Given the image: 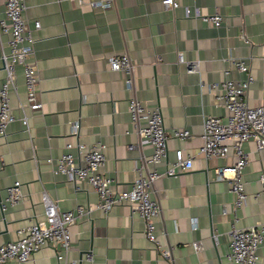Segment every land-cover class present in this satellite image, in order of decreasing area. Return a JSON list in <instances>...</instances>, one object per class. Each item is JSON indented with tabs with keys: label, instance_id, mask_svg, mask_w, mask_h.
<instances>
[{
	"label": "crops",
	"instance_id": "0c3cea01",
	"mask_svg": "<svg viewBox=\"0 0 264 264\" xmlns=\"http://www.w3.org/2000/svg\"><path fill=\"white\" fill-rule=\"evenodd\" d=\"M25 1L29 26L35 19L40 21L31 59L39 72L42 108L27 109L29 132L15 120L0 136V203L6 187L16 180L23 194L18 204L0 211V244L15 239L17 229L44 217L45 194L59 209L76 205L90 209L89 217L69 227V262L90 264L82 257L91 251L98 264H225L234 227H264L259 181L264 173V148L258 149L253 141L242 145L249 156L243 169L247 196L238 209L228 182L214 178V169L232 165L235 156L230 152L225 158L205 157L198 149L204 117L224 119L226 115L211 85L247 75L230 67L228 59L244 60L253 77L248 103H264V0H176V8L164 7L162 0H114L107 9L92 8L88 0ZM186 8L191 11L188 16ZM195 11L218 13L222 22L213 26L194 15ZM6 39V35L0 37V57L1 47L7 50ZM120 53L131 59V88L125 84L126 73L108 65V57ZM187 61L195 64L193 71H188ZM3 76L0 58V85ZM8 95L13 112L20 115L18 103L26 98L21 65L16 67L15 86ZM132 96L148 109L158 107L162 115L168 134L167 157L155 168L163 173L178 148L193 157L190 169H178L152 183L151 197L160 209L156 233L162 247L169 250V259L162 258L144 236L143 221L126 204L115 205L105 214L96 207L98 196L88 183L74 188L54 171L68 142L76 156V144H99L105 155L100 170L114 179L118 190L129 189L140 171L152 169L147 161L151 145L141 138L127 109ZM75 121L79 130L72 135ZM184 128L188 137L172 136L174 129ZM197 241H201L199 250L193 246ZM58 250L56 243H49L26 262L0 264H58ZM258 264H264V243L258 249Z\"/></svg>",
	"mask_w": 264,
	"mask_h": 264
},
{
	"label": "built area",
	"instance_id": "2783aa9c",
	"mask_svg": "<svg viewBox=\"0 0 264 264\" xmlns=\"http://www.w3.org/2000/svg\"><path fill=\"white\" fill-rule=\"evenodd\" d=\"M80 3L85 2L79 0ZM87 4L92 8L107 9L113 6L114 0H88ZM166 8L178 7L176 0H162ZM4 16L0 18V37L6 35L7 50L1 47V61L4 76L0 85V136H5L7 125L18 120L25 131L29 132V111H40L42 103L39 99V72L32 61L34 31L40 27V21L35 19L30 27L25 18V0H3ZM190 9H185V15H190ZM194 15L202 21L213 26H220L222 16L218 13L203 15L195 11ZM264 37V31H263ZM179 61H183L179 55ZM230 67L239 72H247L242 79L233 80L225 78L223 81L213 83L211 86L217 91V100L226 110L225 118L207 115L203 119V133L199 153L205 157L225 158L230 152L235 156L232 165L222 166L214 169L215 180H226L230 191L235 195L234 208H240L245 199L243 182V169L248 164L249 156L242 148L245 141H253L258 149L264 148V103L250 105L247 101V91L253 81L248 72L244 60L228 59ZM17 65L23 68L26 98L18 103L20 115H16L9 103V90L15 86V70ZM109 68L113 71H124L126 73L125 84L132 87V63L126 53H120L108 57ZM188 71L195 69V64L186 62ZM229 67L225 70L227 74ZM264 79V72H263ZM128 112L133 126L138 129L141 138L151 145L152 152L148 158L153 166L166 159L167 139L162 115L158 107L146 108L142 102L132 96L128 99ZM143 121V124H141ZM79 130L77 121L71 124V134L76 135ZM172 136L184 139L189 136L187 129H174ZM66 151L56 159L54 171L63 174L71 182L74 188L78 183H88L98 196L96 205L105 214L109 209L118 204H126L131 213L138 215L143 221L144 236L154 244L160 256L169 259V250L162 247L156 233L155 219L159 216L160 209L157 201L151 197L152 183L162 175H173L177 170H188L192 167V155L178 148L174 151V160L169 163L163 173L155 166L145 172L140 171L139 176L133 181L131 187L126 190H118L113 186L114 179L101 172L105 162L102 147L94 143L85 147L76 144L77 156L69 151L73 147L71 142L66 143ZM129 148H132L130 146ZM261 191L264 195V173L259 175ZM20 182L14 181L6 187L4 200L0 203V211L3 212L7 206L18 204L22 197ZM44 217L35 219L30 224L17 229L15 239L0 244V263L8 260H16L20 263L28 261L35 252L49 243H56L59 250L56 252L58 264H75L67 260V252L71 247L70 225L76 223L82 217H89L90 209L83 205H76L74 209L62 210L57 204L49 200L44 194ZM196 227L195 222L192 223ZM264 243L263 225H252L250 227H234L230 233L229 251L226 254L225 264H258V249ZM199 250L201 241L193 243ZM82 259L90 264L94 262L93 254L87 251Z\"/></svg>",
	"mask_w": 264,
	"mask_h": 264
}]
</instances>
